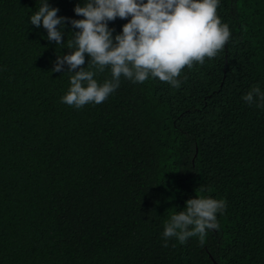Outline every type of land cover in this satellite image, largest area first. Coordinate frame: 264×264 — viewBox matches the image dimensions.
I'll use <instances>...</instances> for the list:
<instances>
[{
	"label": "trees",
	"instance_id": "16d2710c",
	"mask_svg": "<svg viewBox=\"0 0 264 264\" xmlns=\"http://www.w3.org/2000/svg\"><path fill=\"white\" fill-rule=\"evenodd\" d=\"M42 3L0 0V264H264V107L242 99L264 92V0H219L230 39L182 69L179 89L122 76L80 109L61 102L67 65L52 71L78 29L49 41L30 23ZM48 3L83 18V0ZM127 22H109L113 35ZM196 196L226 202L219 228L164 247Z\"/></svg>",
	"mask_w": 264,
	"mask_h": 264
},
{
	"label": "clouds",
	"instance_id": "9594fccd",
	"mask_svg": "<svg viewBox=\"0 0 264 264\" xmlns=\"http://www.w3.org/2000/svg\"><path fill=\"white\" fill-rule=\"evenodd\" d=\"M218 5L219 0H83L74 7L76 16L83 18L70 19L58 16L59 9L43 0L30 23L36 28L42 25L47 39L56 45L64 43L66 23L78 29L72 32L69 53L57 55L52 71L63 72L67 65L70 87L61 102L80 109L103 103L119 87L122 76L133 83L158 78L179 89L182 69L216 57L230 39L228 25L217 15ZM117 18L128 22L113 35L109 22ZM106 67L111 69V79L98 83L94 76ZM242 99L250 106L264 107V92L258 85ZM226 207L223 199H188L184 209L164 225L163 246L171 238L185 244L196 236L203 243L207 230L219 228L217 214Z\"/></svg>",
	"mask_w": 264,
	"mask_h": 264
}]
</instances>
